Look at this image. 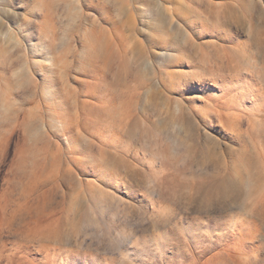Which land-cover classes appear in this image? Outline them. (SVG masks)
<instances>
[{
  "label": "rangeland",
  "instance_id": "1",
  "mask_svg": "<svg viewBox=\"0 0 264 264\" xmlns=\"http://www.w3.org/2000/svg\"><path fill=\"white\" fill-rule=\"evenodd\" d=\"M0 264H264V0H0Z\"/></svg>",
  "mask_w": 264,
  "mask_h": 264
},
{
  "label": "bare ground",
  "instance_id": "2",
  "mask_svg": "<svg viewBox=\"0 0 264 264\" xmlns=\"http://www.w3.org/2000/svg\"><path fill=\"white\" fill-rule=\"evenodd\" d=\"M188 150V149H187ZM148 170V169H147Z\"/></svg>",
  "mask_w": 264,
  "mask_h": 264
}]
</instances>
